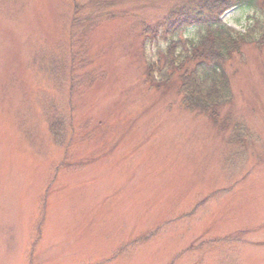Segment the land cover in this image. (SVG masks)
Instances as JSON below:
<instances>
[{
    "label": "rangeland",
    "instance_id": "1",
    "mask_svg": "<svg viewBox=\"0 0 264 264\" xmlns=\"http://www.w3.org/2000/svg\"><path fill=\"white\" fill-rule=\"evenodd\" d=\"M178 4L0 0V264H264V45L219 120L190 110L146 74Z\"/></svg>",
    "mask_w": 264,
    "mask_h": 264
},
{
    "label": "trees",
    "instance_id": "2",
    "mask_svg": "<svg viewBox=\"0 0 264 264\" xmlns=\"http://www.w3.org/2000/svg\"><path fill=\"white\" fill-rule=\"evenodd\" d=\"M244 4L264 17V0H179L157 24L147 25L146 41L164 44L157 60L146 55L148 82L160 87L177 75L184 106L219 120L220 108L232 100L227 61L247 43L264 45V21L259 17L243 32L222 19ZM191 28L194 33L185 37Z\"/></svg>",
    "mask_w": 264,
    "mask_h": 264
}]
</instances>
